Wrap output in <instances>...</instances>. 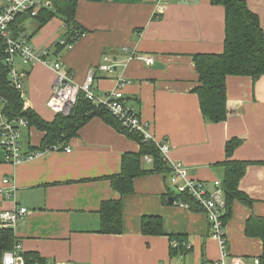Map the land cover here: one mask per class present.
I'll return each mask as SVG.
<instances>
[{
    "label": "crops",
    "instance_id": "1",
    "mask_svg": "<svg viewBox=\"0 0 264 264\" xmlns=\"http://www.w3.org/2000/svg\"><path fill=\"white\" fill-rule=\"evenodd\" d=\"M76 1V20L87 33L56 59L78 84L95 69V94L103 99L116 89L118 79L130 81L123 90L125 105L151 124L158 141L169 144L173 161L182 162L193 179L209 187L223 178V169L216 165L227 159V142L243 140L232 160L249 162L239 188L252 204L233 203L225 264L256 257L264 263L263 241L246 233L250 218L264 219V77L256 82L227 80L229 117L219 124L204 119L193 92L198 75L192 56L224 51L225 8L211 0ZM244 1L264 31V0ZM4 6L0 0V11ZM23 19L28 38L36 24ZM27 26L32 27L30 33ZM65 34L64 21L55 17L31 42L39 51H54ZM124 49L137 57L130 59ZM106 57L113 65L109 73L99 70ZM146 57L153 58L152 65L146 64ZM16 64L26 75L24 110L53 122L57 114L47 103L55 71L42 62L24 66L18 58ZM43 137L34 127L24 129L22 149H43ZM66 145L72 149L69 154L52 151L19 166L6 163L0 148V189H10L3 185L5 178L17 188L15 197L0 195V213L21 207L29 211L12 227L1 221L0 227L13 230L25 255L54 264H211L222 258L206 215L167 199V182L159 174L135 179L134 192L123 198L124 233L101 234L99 209L103 202L119 198L108 178L120 173L124 155L138 153L140 145L100 118L91 119ZM145 166L149 170L152 164ZM152 216L163 219L165 236L143 234L142 219ZM173 236H184L192 250L173 256Z\"/></svg>",
    "mask_w": 264,
    "mask_h": 264
},
{
    "label": "trees",
    "instance_id": "2",
    "mask_svg": "<svg viewBox=\"0 0 264 264\" xmlns=\"http://www.w3.org/2000/svg\"><path fill=\"white\" fill-rule=\"evenodd\" d=\"M97 2L99 0H89ZM216 6L225 8V42L224 51L220 54H195L192 56L196 73L197 84L193 90L199 98L200 109L204 119L212 124L227 121L229 117L227 80L230 77L250 78L254 82L264 77V31L259 17L254 14L244 0H211ZM76 0H53V11L43 9L39 15L32 19L36 29L28 37L29 40L37 34L53 18L59 17L66 25L65 41L57 43L54 51H49V59L53 62L63 52L68 51L75 43L87 33L77 22ZM23 18L20 17L11 28L15 38L25 33L22 27ZM5 43L0 39V88L2 97L7 101L8 111L14 118H24L31 127L44 134L41 145L43 148L57 144H67L78 131L93 118H100L114 126L122 133L136 140L140 145L138 153H128L122 159L121 171L108 178L113 191L118 194L116 200L102 203L99 214L101 218V234L121 235L124 233L123 224V198L134 192V181L147 175H162L167 182V199H174L175 203L184 202L192 206V211L203 213L195 206L193 200L186 195H177L168 186L171 169L163 160L157 146L152 142L143 141L140 135L125 131L120 127L116 118L106 108L92 105L83 95L69 116L57 115L53 122H47L36 112L24 110V101L10 81V66L6 62ZM71 75V74H70ZM243 140L234 138L227 142L225 147L226 161L219 166L223 169L222 189L226 200V214L224 223L227 225L232 216V207L235 201L251 205L252 200L239 188L249 162L232 160L237 148ZM149 156L153 162L151 169H146L144 158ZM165 196V197H166ZM208 220V219H207ZM142 232L147 236H165L163 219L160 216L144 217L142 219ZM247 236L260 238L264 243V219L252 217L247 222ZM171 254L186 253L187 239L184 236L171 237ZM18 241L12 229L0 227V264L6 252L13 251ZM176 245V246H175ZM27 264H44L37 255H25ZM263 262V258H260Z\"/></svg>",
    "mask_w": 264,
    "mask_h": 264
},
{
    "label": "built area",
    "instance_id": "3",
    "mask_svg": "<svg viewBox=\"0 0 264 264\" xmlns=\"http://www.w3.org/2000/svg\"><path fill=\"white\" fill-rule=\"evenodd\" d=\"M5 6L0 11V39L5 43L6 62L10 66V81L13 87L20 94L21 99L25 100V87L23 79L26 77L16 64L19 58L24 66L42 62L52 67L56 73V80L52 87V97L47 103L48 108L55 114L69 116L73 108L77 105L81 95H83L92 105L108 109L111 115L116 118L120 127L131 133L140 135L143 141L154 143L159 149L163 160L171 169L168 183L172 191L177 195H186L191 198L196 207L206 215L211 227V237L218 241L222 258L213 261L211 264H225L227 254V235L224 217L226 214V200L222 189V182L216 179L209 187L204 181L196 180L191 177L188 168L179 161H173L170 158L171 148L168 143L158 141L151 132V124L145 122L133 110L125 105V97L123 90L131 84L125 78H120L116 82V89L109 93L105 98L101 99L95 94L96 70H90L86 80L78 84L75 79L63 69L60 61L53 62L49 59L47 51H39L33 45L31 40L27 38L26 32L22 37L15 38L11 26L16 23L18 18L27 17L29 19L36 18L43 9L53 10V0H4ZM72 48V47H71ZM70 48V49H71ZM129 54L130 59L137 57L136 53L124 49ZM147 65L153 64V58H144ZM110 57L105 58V64L100 67V71L111 72L113 65L110 64ZM30 124L24 118H14L9 114L7 101L2 97L0 88V148L4 151L6 163L19 166L25 162L34 161L45 156L52 151H64L71 153L72 149L66 144H57L51 147L38 149L35 151L25 152L22 149L23 130L30 128ZM146 163L151 164L152 158L146 156ZM3 185L10 187L9 190L0 189V195L7 198L15 197L17 188L9 179L3 180ZM179 206L192 211L190 204L180 202ZM26 208H15L12 210H3L0 213L1 224L5 227H12L22 220L27 214ZM176 246V245H175ZM191 246H188L190 249ZM2 264H27L25 254L21 244L17 243L14 250L6 252L3 256ZM40 264V263H35ZM54 264V263H44ZM63 264H79L76 262H66ZM163 264V263H159ZM232 264H264L260 258H253L251 262H245L242 258H236Z\"/></svg>",
    "mask_w": 264,
    "mask_h": 264
},
{
    "label": "rangeland",
    "instance_id": "4",
    "mask_svg": "<svg viewBox=\"0 0 264 264\" xmlns=\"http://www.w3.org/2000/svg\"><path fill=\"white\" fill-rule=\"evenodd\" d=\"M31 22H32V23H31ZM30 23H31V25H33V23H35V22H33L32 20H30ZM31 25H30V26H31ZM26 29H27V31L30 33L31 30H32V27L29 28V26H27ZM161 141H163V140H161Z\"/></svg>",
    "mask_w": 264,
    "mask_h": 264
},
{
    "label": "water",
    "instance_id": "5",
    "mask_svg": "<svg viewBox=\"0 0 264 264\" xmlns=\"http://www.w3.org/2000/svg\"><path fill=\"white\" fill-rule=\"evenodd\" d=\"M170 201H171V202H173V200H172V199H170Z\"/></svg>",
    "mask_w": 264,
    "mask_h": 264
}]
</instances>
